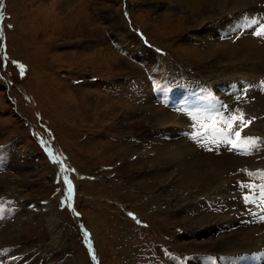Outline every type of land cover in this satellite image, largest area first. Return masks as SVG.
<instances>
[{
	"label": "rangeland",
	"instance_id": "1",
	"mask_svg": "<svg viewBox=\"0 0 264 264\" xmlns=\"http://www.w3.org/2000/svg\"><path fill=\"white\" fill-rule=\"evenodd\" d=\"M176 2L0 0V264H209L238 253L223 243L229 235L252 240L264 264V205L245 203L251 190L241 187L264 184V144L250 154L213 144L208 119L239 108L252 120L242 136L264 140V37L251 24L264 21V0L192 4L193 15ZM202 82L231 86L222 111L193 115L155 87L200 91ZM163 111L173 118L160 127ZM196 156L217 180L179 188L177 162ZM9 199L22 210L10 212Z\"/></svg>",
	"mask_w": 264,
	"mask_h": 264
},
{
	"label": "bare ground",
	"instance_id": "2",
	"mask_svg": "<svg viewBox=\"0 0 264 264\" xmlns=\"http://www.w3.org/2000/svg\"><path fill=\"white\" fill-rule=\"evenodd\" d=\"M165 1V0H164ZM252 2V0H177V2L174 4L175 6L176 5H178V9H179V7H181V9H183L184 8V10H186L187 9V11H189L190 12V15H193V13H192V11H191V6H192V4H195V5H197V3H198V6L202 9V8H205V7H211V8H213L214 7V4H219V5H221L222 7H223V9H225V10H234L235 8H240L241 6H246V5H248V3L249 2ZM258 2H259V0H258ZM167 5V4H166ZM173 5V4H172ZM194 5V6H195ZM168 8V7H167ZM216 8V7H215ZM209 11V10H208ZM223 11V10H222ZM220 12V11H219ZM187 13V12H186ZM219 15V14H218ZM214 15L212 14V12H209L208 13V16H205V15H201L200 17H197V16H193L195 19H196V21H195V23L196 24H198V23H200L201 21H204V20H207V19H209V18H211V17H213ZM240 20L242 19L241 17H238ZM195 19H193V20H195ZM224 23V22H223ZM219 26V25H218ZM223 27H224V25H223ZM217 45V44H216ZM223 49V48H222ZM225 49V48H224ZM242 51V50H241ZM215 52V51H214ZM219 54V53H218ZM240 54V53H239ZM253 54V53H252ZM215 55V54H214ZM242 57L243 58H245V59H250V58H252V60L254 59L250 54H248V53H243V51H242ZM227 59V58H226ZM249 63V62H248ZM251 63V62H250ZM244 64V63H243ZM232 68V67H231ZM238 73V72H237ZM241 73V72H240ZM239 74V73H238ZM220 77V76H219ZM160 78V77H159ZM163 78V77H162ZM175 79H177V78H175ZM226 79V78H225ZM175 81V80H174ZM214 81V80H213ZM241 81V80H240ZM239 81V82H240ZM191 82V81H190ZM156 83H157V81H156ZM202 85H203V89H200V91H195L194 90V88H192L191 86L192 85H187V86H184V87H181V88H176L175 89V91H172L171 89H169V88H165V87H162L161 85H159V83H158V87H157V89L159 90V92L160 93H169L170 91H171V94H172V97H173V100H174V102H178V101H180L181 99H188V98H192V97H194V96H201V95H203L206 91H208V90H213V91H215V92H217V93H219V94H223V93H221V92H227V90H229L230 88H231V86H224L223 88H221V89H219V88H216V87H212V86H210V84L207 82V83H203L202 82ZM225 85V84H224ZM198 87H200V86H198ZM181 92H184V94H183V96L182 97H180V93ZM153 95V94H152ZM229 95L230 96H234V93H229ZM153 97L154 98H157V97H155L154 95H153ZM222 98V97H221ZM227 100L225 99V102H226ZM221 103L223 104L224 102H223V100L221 99ZM259 103V102H258ZM262 105V104H261ZM262 107V106H261ZM151 109V108H150ZM259 114V113H258ZM149 118V117H148ZM171 118H173V117H170V115L168 114V112L167 111H163L162 113H159V114H157L155 117H154V123L155 124H157L158 126H160V127H163L162 125H168L169 124V122L171 121ZM149 121H151V120H149ZM180 126H184V123H183V121L182 120H178V122H177V124H176V127L178 128V127H180ZM169 128H171V127H169ZM173 128V127H172ZM170 129L171 131H173V129ZM182 128V127H181ZM183 130H180L179 132L181 133ZM158 132V131H157ZM175 133H177V132H175ZM191 133H193V131L192 130H188V131H186L185 133H183L181 136H183V135H189V134H191ZM139 150V149H138ZM175 153H176V151H175ZM181 153V152H180ZM167 154V153H166ZM168 155V154H167ZM178 155H180V154H178ZM162 156V155H161ZM164 156V155H163ZM162 156V157H163ZM201 156V155H200ZM168 157V156H167ZM174 157V156H173ZM176 157V156H175ZM174 157V158H175ZM178 157V156H177ZM160 158V157H159ZM169 159H171V158H169ZM168 159V160H169ZM204 159V158H203ZM161 160H163V159H161ZM177 160V159H176ZM157 161H158V158H157ZM160 161V160H159ZM161 163V162H160ZM167 163H168V161H167ZM166 163V161H165V164H167ZM224 163H227V160H225L224 161ZM156 164H157V162H156ZM163 164V163H162ZM159 165L160 167L161 166H166V165ZM180 164V165H179ZM153 165V164H152ZM174 165V164H173ZM186 165H187V163H186ZM242 165V164H241ZM4 166V163H2L1 165H0V167H3ZM174 166H176V165H174ZM206 166V167H205ZM156 168H159V167H156ZM162 168V167H161ZM207 169H208V171H207ZM163 170H164V168H163ZM215 168H212V167H210L209 166V164L206 162V161H204V160H199L198 159V156H196V158L194 159V162L193 163H191L190 164V167H186V166H181V162H177V172H176V178H175V180H176V182L178 183V187L179 188H186V187H190V188H193V187H195V185L194 184H196V186H197V184H200V183H202V185H200V186H202L203 188H208V186L209 185H205L206 184V180L207 179H209V181L212 183V182H214V181H216L217 179L215 178V177H217V174L215 173ZM129 171V170H128ZM161 171V170H160ZM179 172H181L182 174V176H183V178L180 180V176H178V173ZM173 171H172V169H171V172H170V170H168V171H165V173L163 174V178L164 179H167L166 177L167 176H171V175H173ZM185 173L187 174V175H185ZM218 173V172H217ZM169 179V178H168ZM205 179V180H204ZM224 182V181H223ZM217 183V182H216ZM178 188V189H179ZM215 189H216V186H215ZM9 190V189H8ZM181 190V189H180ZM165 191V190H164ZM11 192V191H10ZM190 192V191H189ZM164 193V192H163ZM209 193V192H208ZM211 194V193H210ZM214 194V193H213ZM212 194V195H213ZM19 198H20V196H19ZM6 201V200H5ZM7 203H9V207H8V210L10 211V212H12V213H17V212H20L22 209H21V203L19 202V201H17V200H15V201H13L12 199H9L8 201H6ZM27 203L28 202H26V205H27ZM16 204H18V209H15L14 208V205H16ZM5 206H6V203H5ZM50 212V211H49ZM263 212H264V208H263ZM51 219H50V217H48V221H50ZM227 220V219H226ZM200 222V221H199ZM226 222V221H225ZM227 223V222H226ZM220 224V223H219ZM218 226V225H217ZM235 226V225H234ZM197 227V226H196ZM232 227V226H231ZM222 229H224V227H221ZM229 229V228H228ZM190 230V229H189ZM9 231V230H8ZM195 234V233H194ZM192 235V234H191ZM199 235H202V233H199ZM81 236V235H80ZM19 237V236H18ZM222 237V236H221ZM81 238H82V236H81ZM222 241H223V243L225 244V245H227V249L228 248H230V252H238L237 254H223L222 256H216V255H212V256H210V257H208V259H206V262H209V264H211V260H213V259H217L218 261H219V264L222 262V261H225L227 258L228 259H232L236 264H237V261L238 260H241V264H251L252 262L251 261H255L256 260V258H254L253 256L254 255H256L255 253L257 252H250V251H248V250H250V249H252V248H254V244H253V242H251L252 240H250V239H247V240H245V241H243L242 239L240 240V239H238V238H236V237H231L230 235L229 236H226V237H224L223 239H222ZM247 245H249L250 246V248H247L246 247V244ZM240 244V245H239ZM259 244V243H258ZM261 244H263V243H261ZM1 245V244H0ZM237 245H239V246H241V248L240 249H232V248H234V247H236ZM243 245H245V246H243ZM259 246V245H258ZM257 246V247H258ZM16 249H17V247H16ZM255 249V248H254ZM259 251V250H258ZM244 252V253H243ZM23 253V252H22ZM258 253V252H257ZM260 253V252H259ZM250 254H252V255H250ZM263 254V253H262ZM80 256V255H79ZM248 257H250L251 259L249 260L248 259ZM79 258V257H78ZM83 258H84V256H83ZM261 258V257H260ZM262 259V258H261ZM1 260H3L2 259V257H0V261ZM14 260H15V258H14ZM17 260V259H16ZM57 260H59V259H57ZM259 260V259H258ZM4 261V260H3ZM74 261V260H73ZM202 261H204V260H202ZM17 262V261H16ZM86 262V261H85ZM39 263V262H38ZM50 264H64V263H62V262H60V261H56L55 263H50Z\"/></svg>",
	"mask_w": 264,
	"mask_h": 264
},
{
	"label": "snow or ice",
	"instance_id": "3",
	"mask_svg": "<svg viewBox=\"0 0 264 264\" xmlns=\"http://www.w3.org/2000/svg\"><path fill=\"white\" fill-rule=\"evenodd\" d=\"M4 15L3 12H0V20H3ZM252 25H257L256 29L253 31V35L256 37H264V21H260L257 19L251 20ZM0 35H2V31H0ZM15 63V62H14ZM23 67L22 65L20 66ZM260 87L264 90V81L260 82ZM244 94L246 95L247 89H244ZM240 97H238L239 99ZM208 119L213 120L215 123L210 125L212 131V137L210 142L213 144H225L229 146V150L241 152L243 154H250L252 151L257 150L261 144H264V140L259 137H248L242 136V132L245 128H247L251 123V119H246V114L240 110L239 108L229 112L228 116H224L222 113H218L216 116H210ZM254 119V118H253ZM216 123L222 125V127L217 128ZM239 126L240 130L236 131L235 128ZM201 143H205L200 141ZM248 175H256L255 173H248ZM261 176H264V173H260ZM65 184L68 185V196L67 200H71L72 196V187L71 182L65 180ZM241 187L250 189V193L246 194L243 199L245 203L254 202V198H258L262 205H264V184L262 185H241ZM64 202L62 201V204ZM69 208L72 207L71 203L67 205ZM2 212V209H0ZM79 216V213H76ZM131 216L132 213H129ZM85 242L88 245V248L91 253V242L88 239L89 234L87 232L84 233ZM92 254V258L95 259V254Z\"/></svg>",
	"mask_w": 264,
	"mask_h": 264
}]
</instances>
